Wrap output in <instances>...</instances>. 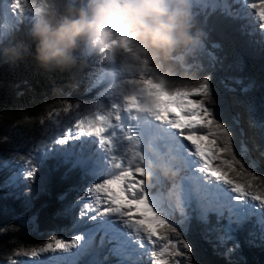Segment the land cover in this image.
I'll return each instance as SVG.
<instances>
[{"label": "snow or ice", "instance_id": "obj_1", "mask_svg": "<svg viewBox=\"0 0 264 264\" xmlns=\"http://www.w3.org/2000/svg\"><path fill=\"white\" fill-rule=\"evenodd\" d=\"M233 2L241 7L234 11L228 0H199L197 8L240 18L248 6L264 29V0ZM14 3L20 7V0ZM255 33L250 25L249 34ZM259 35L264 55V31ZM113 43L126 46L127 37ZM203 56L215 68L218 58L205 48ZM228 81L221 80L222 92L210 75L169 86L142 72L110 86L103 93L106 103L81 110L62 102L55 116H42V127L26 142L30 147L21 144L0 156V170L9 173L0 183V199L21 202L19 209L5 203L0 211L35 230V200L55 195V217L67 221L61 230L72 235L52 234L38 245L21 246L7 257L10 264H201L184 238L200 229L215 238L229 264H238L232 257L241 242L264 249V176L242 163L248 150L232 104L244 102L225 96L237 87L244 94L264 93V78ZM246 108L254 111L250 102ZM259 127L264 134V123Z\"/></svg>", "mask_w": 264, "mask_h": 264}, {"label": "trees", "instance_id": "obj_2", "mask_svg": "<svg viewBox=\"0 0 264 264\" xmlns=\"http://www.w3.org/2000/svg\"><path fill=\"white\" fill-rule=\"evenodd\" d=\"M46 3L57 18L65 14L68 7L79 6L78 0H46ZM196 14L200 25L207 32L205 49L218 58V63L215 68L210 69L207 57H199L201 70L195 74L194 79H203L205 75H210L213 87L224 92L221 80L228 83L229 77L253 78L257 81L264 78V55H261L260 45L255 37L243 30L244 20H236L223 12L211 9L197 8ZM28 28V24H22L20 28L14 27L7 34L26 44L30 54L14 64L0 63V156L6 155L13 147L21 144L30 147V143L26 142L35 129L42 127L39 119L46 116L48 111H53L55 115V110L63 106L62 102L69 103L71 99L82 96L88 69L94 67L93 61H89L87 56L85 63L81 65L79 53H76L77 64L71 69H43L32 54L34 44L27 38ZM213 45L218 47L214 48ZM237 64L239 67H236ZM225 96L230 102L233 99L244 102L232 104L233 115L239 116L241 139L248 150V155L243 158L242 163L255 175L264 176V134L259 127L260 123H264V93L256 89L244 94L237 87L235 93L225 92ZM249 102L254 108L252 113L246 108ZM25 117L32 122H26ZM251 120L256 124L253 125ZM23 151L22 148L21 153ZM234 151L239 158V145ZM253 161L255 167L252 166ZM8 175L7 170H0V183H3ZM66 187L68 185H63V188ZM4 193L5 190L0 189V197H3ZM76 194L71 195L74 198ZM5 203L12 209H19L21 202L12 197L7 201L0 199V205ZM45 203L47 207L41 209V205ZM58 207L59 202L55 195L38 197L30 213L31 215L39 212L35 230L31 226L21 227L15 214L0 211V264H10L7 257L21 246L38 245L50 239L52 234L61 238V229L66 221L55 217ZM184 238L193 245V254L201 264H229L228 259L221 254L223 249L217 246L215 238L206 237L202 229L184 234ZM232 259L238 264H264V249L241 242L239 254L234 255Z\"/></svg>", "mask_w": 264, "mask_h": 264}, {"label": "clouds", "instance_id": "obj_3", "mask_svg": "<svg viewBox=\"0 0 264 264\" xmlns=\"http://www.w3.org/2000/svg\"><path fill=\"white\" fill-rule=\"evenodd\" d=\"M199 0H78L57 18L46 0H20L18 10L32 14L27 38L34 59L45 70H67L85 63L87 53L114 71L146 72L169 86L191 82L201 70L199 56L207 32L196 14ZM0 63L14 64L29 47L0 25ZM127 37L126 46L113 43ZM171 178V177H169Z\"/></svg>", "mask_w": 264, "mask_h": 264}, {"label": "rangeland", "instance_id": "obj_4", "mask_svg": "<svg viewBox=\"0 0 264 264\" xmlns=\"http://www.w3.org/2000/svg\"><path fill=\"white\" fill-rule=\"evenodd\" d=\"M230 6L235 11L236 8H238L237 6H241V5L239 3H235L234 5L231 4ZM252 14L254 15L253 24L257 23L255 27L258 26L260 32L264 31V29H260L259 27L260 21L255 17V11ZM23 19L31 23L32 14L26 10L25 11L18 10L16 7H14L13 0H2V4L0 3V25L7 26L8 31H10L13 27L19 26L20 21ZM0 31H4V28H0ZM95 55H99V57H97L96 59L97 61L98 58H100L101 54H98L96 52H90L89 55L87 56L88 60L89 61L95 60V59H91V56H95ZM119 83H120V77H118V71H114L112 73L107 72V70L101 65L99 60L95 68L89 71V73H87L86 75V85L83 88L84 89L83 97L80 96L78 97L77 100L73 98L69 101V104H72L73 107L79 105L82 110L84 107L90 106L92 104L106 103L107 97L104 96L103 93L106 90H108L110 86H116ZM90 95H94V99H91ZM191 98L195 99L198 97L193 96ZM86 99H90L89 104L87 103V101H85ZM79 101H82V104H80ZM173 111L176 110L173 109ZM61 116H63V113H61ZM61 233H62V238H70V236L72 235L70 231H62ZM21 259H27V258L22 257Z\"/></svg>", "mask_w": 264, "mask_h": 264}]
</instances>
